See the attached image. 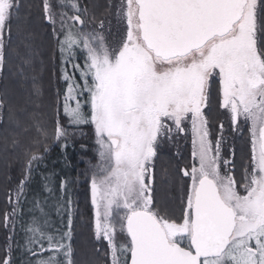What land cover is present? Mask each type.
Instances as JSON below:
<instances>
[{"label":"snow or ice","instance_id":"6c2138e0","mask_svg":"<svg viewBox=\"0 0 264 264\" xmlns=\"http://www.w3.org/2000/svg\"><path fill=\"white\" fill-rule=\"evenodd\" d=\"M69 2L72 15L63 11ZM20 7L19 0H0V70L5 36ZM42 10L53 34L59 23L63 36L57 40L67 87L63 114L69 125L94 129L95 233L107 240L112 264H264V0H121L116 15L126 28L115 48L102 31L85 30L75 0H42ZM214 81L233 126L242 118L251 133V161L239 182L234 166L222 159L221 140L208 138L204 109L211 107ZM32 95H41L39 87L33 86ZM4 105L0 99V109ZM186 122L196 163L181 169L190 183L176 218L155 205L152 184L163 139L184 132ZM37 131L47 136L38 124ZM68 136L58 109L54 138L66 146ZM26 158L17 203L33 163L42 160L38 150ZM16 210L5 214L6 226ZM117 227L126 233L122 245L115 243ZM71 229V215L68 230L58 235L34 220L27 229L30 242L49 253L39 264H75Z\"/></svg>","mask_w":264,"mask_h":264},{"label":"trees","instance_id":"16d2710c","mask_svg":"<svg viewBox=\"0 0 264 264\" xmlns=\"http://www.w3.org/2000/svg\"><path fill=\"white\" fill-rule=\"evenodd\" d=\"M77 1L82 12L87 8L86 15L90 14L96 20L104 19L110 11V0ZM19 3V16L13 17L11 34L6 39V61L0 79V96L5 100L3 109H0V264L5 259L9 264L36 263L35 257L40 254L36 249H40V244L30 242L28 222L37 211L39 202L45 210L47 206L53 207L49 204L54 194L59 203L57 215L60 220L54 235L66 231L69 211L73 215L71 244L75 264H106L108 247L95 239L90 201L91 165L98 161L94 129L91 125L79 128L69 125L63 114L66 82L62 79L57 43L62 35L59 33L58 37L57 32L54 35L53 26L43 18L42 0H19ZM34 85L41 91L39 97L32 95ZM210 92L209 130L213 136L224 135L220 126H224L226 118L220 106L218 81L211 82ZM29 97L34 102L26 103ZM58 109L61 124L69 133L66 146L54 138ZM37 124L46 131V137L37 131ZM227 135L222 141L228 140L226 147L236 150L234 173L243 175L244 168L251 161V142L247 134L237 136L230 133L229 138ZM13 139L18 141L15 146ZM45 144L48 147L46 152ZM36 150L42 160L33 163L19 202L14 206L13 194L26 175V153ZM192 165L190 145L178 154L169 148L158 150L154 203L176 218L180 216L181 197L189 184L181 169H189ZM13 207L17 210L6 226L5 214L12 213ZM54 208L49 209V214L55 212ZM126 240V233L122 234L118 228L116 244L122 245ZM43 255L45 259L48 254L43 251Z\"/></svg>","mask_w":264,"mask_h":264},{"label":"rangeland","instance_id":"374dc122","mask_svg":"<svg viewBox=\"0 0 264 264\" xmlns=\"http://www.w3.org/2000/svg\"><path fill=\"white\" fill-rule=\"evenodd\" d=\"M51 2L54 5L57 4V0H51ZM75 2L78 3V5L80 7L79 2L77 0H75ZM120 2H121V0H110V11H109V13L104 17V19L103 18H99L98 20H96V18H95V23H93V18L90 17V14L86 15L81 10V14L84 15V19L86 21V23L84 25L85 30L90 31L92 29H96L97 31H102L103 34H104V37H105V41L112 48L118 47L120 42H121V39L125 35L126 25L121 20H119L117 18V15H116V12L118 10ZM80 9H81V7H80ZM63 11H66L68 13V15H72L73 14V10L71 8V2H69L68 6L65 7L63 9ZM59 12H60V9L58 8V10H57L58 15H59ZM101 20L104 21V28L103 29L99 28V21H101ZM71 23H72V21H69V24H71ZM76 27L79 28L80 25L77 24ZM56 29H57L58 37H60L59 32H58L59 31V23H57ZM7 36L8 35L6 34L5 41H7L6 40ZM62 39H63V36H62ZM5 46H6V43H5ZM77 57H78L77 62L80 63L81 65H83V62H84L83 61V56H82L81 53H79V51H77ZM71 71L72 70H70V72ZM2 73H3V69L0 70V79L2 77ZM76 74L79 77V72H76ZM64 85H65V88H64V93H65L66 90H67L66 83ZM0 86H1V82H0ZM0 99H1V96H0ZM220 99H221V97H220ZM207 109L208 108L204 109V111L206 113H207ZM221 109L223 110L225 118H226L224 126H223V129H222L223 132H224V135L213 136L211 134L210 130H209V123H208L207 124V128H208V131H209V137L208 138L211 141H213V143H215V141L218 140V139L221 140V156H222V159H228L231 162L230 165H229V168H232L233 167V163H234V157H235V151L236 150L233 149V148H229V147L227 148L226 145H227V141L228 140H226V141H222V140L225 139L226 134H228L227 135V137H228L230 133L236 134L237 136H240V135H243V134L244 135L247 134L246 137H248V140L251 142V133L249 131L248 124L246 122H244L242 118H241V121L238 123V125L234 127L233 124H232V121H231L230 112L227 109H224L222 107H221ZM187 145H190L191 150L193 152V133H192V126H191L190 122H186L185 131L184 132H178V131L174 130L173 133H172V138L171 139L164 138L160 148H169V149H172L173 151L177 152V154H178V153H183V151H184V149L186 148ZM181 150H182V152H181ZM192 160H193V164L196 163L194 158H193V155H192ZM191 167L190 168L188 167L189 170L191 169ZM221 168L223 170V168H224L223 164H221ZM233 172H234V168H233ZM234 176H235V179L238 182L241 181V179L243 177V175H239V176L237 175L236 176L235 173H234ZM186 178L189 179L188 177H186ZM189 183H190V181H189ZM153 185H154V182L152 184V187H153ZM241 191H242V189H241ZM16 193L17 192H15L13 194V199H12V202H13L14 206H16V204H17V195H16ZM53 197L51 199L52 203L49 204V205H52L53 207L47 206L46 210H45V207L43 205L41 206L39 204L40 203L39 202L37 204L39 206H38V208H36L37 211L33 215H31L32 220H30L28 222V225L31 226L33 224L34 220H35L36 222H38V223H40L41 225L44 226L46 233L52 234V235H54V233L57 231V228L59 226V221H60L58 219L59 217L57 215V212H58L57 207H58L59 203H58L57 200H55V194L53 195ZM90 201H91V207H92V212H93V227H94V232H95L96 216H95V208H94V206L92 204L91 184H90ZM69 202L71 203V201H69ZM28 204L31 205V202H28ZM52 208H54L55 212L51 215V214H49V209H52ZM71 213L72 212L69 211V214L71 215V219H72L73 215ZM44 221H47L46 225L44 224ZM72 221H73V219H72ZM118 228L119 227H117V229ZM67 230H68V228L66 229V231ZM116 236H117V230H116V234H115V243H116ZM95 239L99 243H105L107 245L109 255H108L106 264H112V261H111V249L109 248L107 240H104L102 237L100 239H97L96 238V233H95ZM45 246L47 247L46 241H45ZM36 250L40 254L41 253L43 254V251H41V248L39 250L38 249H36ZM44 253H45V251H44ZM40 254H38V256L35 257L36 263H34V262L31 263V262L25 261L22 264H39V261L41 260V258L42 259L44 258V255L42 256V254L41 255ZM47 254L49 255L48 252H47ZM47 256L45 258H47ZM24 260H25V258H24Z\"/></svg>","mask_w":264,"mask_h":264}]
</instances>
